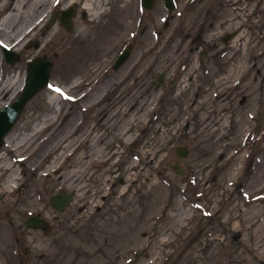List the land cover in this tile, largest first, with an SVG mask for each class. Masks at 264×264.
<instances>
[{"label": "rangeland", "instance_id": "374dc122", "mask_svg": "<svg viewBox=\"0 0 264 264\" xmlns=\"http://www.w3.org/2000/svg\"><path fill=\"white\" fill-rule=\"evenodd\" d=\"M14 2L1 10L0 21ZM83 2L74 3V29L63 27L61 32L67 39H79L73 51L82 56L75 71L69 65L71 50L59 40L46 44L35 27L27 36L19 35L22 30L7 35L4 31L9 41L5 44L18 48L19 59L8 63L0 44V86L14 75L19 86L29 61L36 57L54 64L51 84L26 104L10 135L30 134L35 121L47 112L62 126L73 110L83 118L77 122L82 134L99 125L102 106L111 114V107L123 106L125 97H136L141 90L149 99L150 92L159 95L151 99L153 110L144 126L137 128L139 138L121 147V161L115 167L106 163L94 168L102 182L91 183L89 207L76 204L75 195L62 213L54 208L53 196L72 191L60 177L65 166L50 167L46 162L34 170L16 163L20 181L12 195L0 198V264H248L249 259L262 264L245 245L253 240L246 232L247 222L259 214L254 204L264 194L258 176L264 155V0H177L173 12H168L164 0H156L151 10L143 8L141 0H121V9L116 7L102 19L118 22L109 23L118 36L109 46L96 38L98 31L78 23ZM200 22L207 24L202 34L208 43L204 48H209L202 66L197 57ZM230 29L237 36L226 42L223 32ZM35 41L41 46L29 45ZM130 44L128 59L114 69L115 60ZM175 55L182 59L178 71L170 65ZM97 68L100 76L113 77V91L102 104L84 112L78 100L83 88H74L75 81L98 79ZM58 86L69 88V96L62 98L64 107L73 109L69 114L56 116L50 107L49 93ZM18 90L12 97L0 96V108L12 103L22 89ZM99 126L100 133L107 130L106 125ZM182 145L189 152L184 159L176 153ZM103 146L111 151L109 145ZM86 148L89 151L83 146L81 152ZM150 149H162L154 158L152 176L144 174L119 197L127 187L125 169L133 161L139 164L134 171L143 169L144 152ZM8 151L7 145L0 149L3 155ZM9 156L15 161L14 152ZM176 163L184 166V174L175 172ZM105 177L110 182L104 191ZM254 177L260 180L251 188ZM4 181L1 177L0 184ZM35 213L49 222L50 231L27 225Z\"/></svg>", "mask_w": 264, "mask_h": 264}, {"label": "bare ground", "instance_id": "6f19581e", "mask_svg": "<svg viewBox=\"0 0 264 264\" xmlns=\"http://www.w3.org/2000/svg\"><path fill=\"white\" fill-rule=\"evenodd\" d=\"M119 1L121 0H84L78 23L81 24L82 22L84 28L87 27L90 31H98V34H95L96 38L104 41V43H108L109 46V44L113 43V40L118 37L113 31L114 29L109 25L114 19L111 21H103L102 19L104 16H107V14L112 15L116 7L117 9H121V6L118 5ZM10 2L11 0H3L0 4V12L1 10L3 11L4 8H7V6L11 4ZM73 2H77V0H15L12 8L7 11L0 21V44L9 42L4 38L5 33L7 35L9 32L15 33L22 30L19 35L27 36L35 27L38 34L41 33L43 36V40L46 44L59 40L63 45H67L68 49L71 50L69 52V65H71L70 67L75 71L78 67L77 61L80 59V56H82L79 54L80 52L75 53V51H73L74 48H77L76 43H79V39L74 40L65 38L61 34L63 31V26L61 24L54 23L50 26L46 23L51 13L56 9V6L61 5L62 7H66L67 4ZM109 5L112 7L111 10L109 9ZM125 7H127V4L124 5V8ZM54 12H57V10ZM115 20L113 22L116 23L117 21ZM95 35L93 37H95ZM35 36H37V34ZM90 43L93 42L90 41L88 44ZM61 53H65L63 48ZM66 56L65 59L68 57ZM181 61L182 59L179 58V56L175 55L171 57L170 65L172 66V70L178 71V64ZM172 70H169V73ZM94 71H98V68L94 69ZM131 71L126 73L125 79L121 81L124 82L130 76ZM193 71L194 68L190 69L187 75L190 76ZM98 73V79L93 78V80L82 82H78L80 80L75 81L74 88L75 86L83 88L80 94H78L81 111L82 109L84 112L86 110H92L96 105L102 104L106 95L110 91H113V77H109L106 74L100 76V71H98L97 74ZM16 77L17 75H14L10 79L6 78L0 86V96L10 95L12 97L19 91L18 89L22 87L25 80L22 76L19 86L16 87V80H18L15 79ZM184 83L185 81L183 84ZM57 88L60 91H57ZM57 88L55 93H49L50 107L54 110L53 113H55L56 116L62 113L69 114L73 109L64 107L65 99H62L68 94L69 88H64L62 86H58ZM149 94H151V99L159 95L158 92H150ZM125 95L126 93L124 96ZM67 96H69V94ZM133 97L135 96H131V99L125 97L122 100L123 106L121 104L117 108L115 106L111 107V114H109L111 110L108 109V107L105 105L102 106V115L98 123L99 125L103 124L107 126V130H104L102 133L99 132L102 126L97 124L96 127L92 126L87 129L86 132L80 134V127L77 122L83 120V118H77L79 111L73 110L70 120L62 124V126L57 124V117H51L52 113L47 112L35 121L32 131H28L31 132L30 134L26 132H23L21 135L19 132L13 135L9 134L6 138L9 151L7 155L0 153V178L5 177V181L0 184V198L12 195L14 192L13 190L20 181L19 168H15V165H17L16 163H19L20 166L22 164L29 166L34 170L40 169L46 162L52 165L50 167L59 163L58 165L61 167L65 166L67 168L64 176L63 174L60 176L63 178V186L75 193L76 204L78 203V205L82 207H89V204H86V196L91 190V183L101 184L102 182L100 174L98 176L94 168L97 167L99 169L101 168L100 166L103 167L106 163L109 167H115L122 159L121 147L139 138V135L136 134L137 128L144 126V119L150 114V111L153 110V102L151 103V99H149L144 91L141 90L135 98ZM46 129H49L48 133L42 137L39 136V134ZM19 130L21 131L22 129L19 128ZM78 132L79 135H77ZM75 134L77 136H75ZM12 141H15L14 144ZM103 145H109V150L111 151H105ZM83 146L84 150L85 147L88 146L89 151H87L86 148V152H81ZM11 151L16 154L14 159L16 162L12 160V156H9ZM160 151L150 149L144 152V154L147 155V160L146 166L143 169L139 168L137 172L134 171L139 167V164L135 161L131 163L129 168L125 169L127 187L121 190L122 192H120L119 197H124L129 187L140 182L144 174L146 177L152 176V169L156 165V160L154 158ZM74 157H76V159L72 161ZM162 157L163 156L160 157L159 162ZM60 162L63 163L61 164ZM259 171L260 173L258 176L261 178L260 184L264 188V155L259 163ZM260 178L257 179L254 177L249 186L251 188L254 187L253 184L256 185ZM103 182L105 191L108 189L107 183L110 182V178L105 177ZM146 184L148 185L149 183L147 182ZM153 184L152 182L149 186L152 187ZM256 200H258V203L254 205L256 208L260 209V212L256 214V217H253L247 222L246 232L252 234L253 240L246 244L245 247L254 258H258L259 261L264 264V194H260ZM83 201L84 203H82ZM38 241L41 240L38 239ZM247 263L253 264L250 262V259Z\"/></svg>", "mask_w": 264, "mask_h": 264}, {"label": "water", "instance_id": "95a60500", "mask_svg": "<svg viewBox=\"0 0 264 264\" xmlns=\"http://www.w3.org/2000/svg\"><path fill=\"white\" fill-rule=\"evenodd\" d=\"M155 0H145L147 6L152 7ZM171 3V0H168ZM75 12H64L62 21L65 25L71 24V15ZM129 50L126 51L120 60L117 62V67H119L129 56ZM17 56L10 58V61H15ZM52 69V64L45 59L37 58L33 63L30 64L29 68V81L25 92L22 96L11 106L0 112L1 120L0 125L3 127L0 129V145L3 142V136L10 129L16 119L19 117L22 109L28 100H30L37 92L44 88L49 81L50 72ZM181 156H186L188 154L187 150L180 153ZM73 199V194L60 193L52 199L53 204L59 212H62L64 208L70 204ZM44 220L40 219L38 216L33 217L29 222V226L39 227L44 224Z\"/></svg>", "mask_w": 264, "mask_h": 264}, {"label": "flooded vegetation", "instance_id": "af4514ba", "mask_svg": "<svg viewBox=\"0 0 264 264\" xmlns=\"http://www.w3.org/2000/svg\"><path fill=\"white\" fill-rule=\"evenodd\" d=\"M207 14V13H206ZM198 25V24H197ZM206 25L207 24H202L200 22L199 24V28H198V32L200 31V35L197 36V44H198V48H200L201 46H206V43L204 42L203 38H202V33L204 32V30L206 29Z\"/></svg>", "mask_w": 264, "mask_h": 264}, {"label": "snow or ice", "instance_id": "6c2138e0", "mask_svg": "<svg viewBox=\"0 0 264 264\" xmlns=\"http://www.w3.org/2000/svg\"><path fill=\"white\" fill-rule=\"evenodd\" d=\"M51 87V86H50ZM57 91H60L59 89H57ZM69 99H71V97H69Z\"/></svg>", "mask_w": 264, "mask_h": 264}]
</instances>
